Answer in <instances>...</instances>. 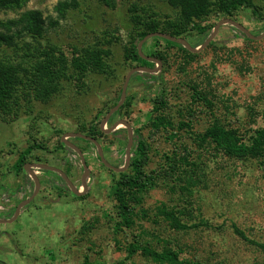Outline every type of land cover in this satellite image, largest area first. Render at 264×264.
<instances>
[{
	"label": "rangeland",
	"instance_id": "374dc122",
	"mask_svg": "<svg viewBox=\"0 0 264 264\" xmlns=\"http://www.w3.org/2000/svg\"><path fill=\"white\" fill-rule=\"evenodd\" d=\"M60 1L27 0L20 9L0 11V20L19 21L28 12L39 11L45 23L43 39L40 40L43 46L55 45L71 57L73 49L95 42H110L107 48L111 56L105 62L106 72L89 73L82 85L65 83V89L48 103L33 101L26 104L14 120L0 121V186L7 187L0 190V214L8 215L3 216L6 219L13 218L15 209L34 192L33 186L22 185V176H17L14 168L20 155L33 144L44 145L46 150L33 151L30 162L63 171L78 192L83 190L86 172L82 160L78 153L62 149L60 144L64 138L76 145L87 163V198L77 199L74 193L72 196L64 192V178L60 173H42L43 184L37 195L13 222L0 224V264H83L86 258L90 262L105 264H153L140 255L127 258L126 248L143 231L169 241L172 247L182 248L183 260L202 264H264V254L236 237L231 226L237 225L264 243V168L256 160H231L226 156L215 160L204 155L205 159H210V169L194 200L195 210L201 209L211 229L176 233L156 217L162 203L169 207L178 203V195L172 194L170 188L160 182L159 188L145 200L143 209L149 213L148 217L139 220L138 225L130 230L119 234L114 232V223L106 216L108 211L114 210L110 196L116 177L114 171L100 161L94 143L70 135L81 134L96 140L108 164L120 168L124 165L128 129L121 125L118 130L107 134L101 130V124L121 101L128 74L140 67L126 61V49L136 37L129 10L138 3L153 5V9L163 15L173 16L174 11L161 0H114V7L110 8L97 0H79L80 7L69 9L62 18L57 10ZM252 1L264 18V0ZM225 19L236 21L254 37L264 33V20L245 9L235 18L214 14L202 25L215 28ZM13 29L22 33L24 25ZM211 33L208 37H201L198 32L191 31L177 39L195 48L194 45L204 38L205 43ZM22 38V42L37 46L26 33ZM153 38L143 42L142 54L159 61L150 57L156 44ZM213 43L215 45L211 47ZM164 45L161 42V51ZM167 53L166 64L154 62L155 66L149 68L154 70L153 74L141 71L132 75L124 102L130 101L131 106L119 114L114 113L105 127L108 131L114 123L125 121L132 127L133 134L140 132L152 149L148 173L159 171L164 154L192 143L186 130L178 129L183 122L191 121L196 133H202L215 117L226 119L236 127L249 129L252 122L264 127V37L250 39L235 27L224 25L204 50L191 52L197 57L185 68L180 66V59L185 56L180 50L170 49ZM152 76H158V80ZM194 85L212 100V112L193 102L191 86ZM161 93L167 99L164 113L175 128L152 135L149 125L156 117L154 99ZM250 108H255V115L250 114ZM92 126L102 135L88 136L86 133ZM170 134L177 136L171 139ZM132 147L134 150L135 144Z\"/></svg>",
	"mask_w": 264,
	"mask_h": 264
},
{
	"label": "trees",
	"instance_id": "16d2710c",
	"mask_svg": "<svg viewBox=\"0 0 264 264\" xmlns=\"http://www.w3.org/2000/svg\"><path fill=\"white\" fill-rule=\"evenodd\" d=\"M97 1L108 8L114 7V0ZM161 1L173 9V16L157 13L153 5L141 6L135 3L130 7V23L136 37L132 36V41L126 49V61L132 65L137 64L146 68L154 66V62L145 60L138 49V43L151 34L161 33L181 38L191 31H196L201 37H208L214 26L202 24L211 16L220 14L235 18L243 9L252 11L253 15L264 20L260 9L252 0ZM26 2L27 0H0V11L20 9ZM79 7V0H61L57 10L63 18L64 13L69 9ZM21 24L24 25V32H14L13 28ZM44 25L42 13L39 11H30L19 21L0 20V121L2 122L17 118L26 104L33 101L48 103L65 89V83L82 85L89 73H104L107 70L105 62L111 56V51L107 48L110 42H105L106 44L95 42L94 45L73 49L70 57L55 45L43 46L40 43L43 39ZM23 33L31 36L37 46L22 42ZM153 40L156 44L150 57L158 59L163 64L167 63V51L170 49H178L185 55L180 59V66L184 68L188 62L197 57L177 42L160 37H154ZM204 40L205 38L195 44V48L203 45ZM161 42L165 43L162 51L159 49L162 47ZM146 45L143 47L144 52ZM214 45L213 43L211 47ZM158 76L152 78L156 81ZM191 90L195 104H202L210 112L214 110V103L207 94L195 85L191 86ZM116 105L115 103L114 106ZM130 106L131 102L128 101L119 111L122 112ZM166 107V95L161 93L154 99L153 112L156 117L150 120L149 125L152 135L175 128L173 121L164 113ZM250 110L252 112L250 114L255 115V108ZM119 111L116 114H119ZM252 123L253 126L246 129L244 126H233L226 119L215 117L202 133H196L192 130L191 121L183 122L178 125V129L186 130L192 143L183 144L176 151L164 154V163L159 171L150 173L147 168L151 161V144L137 131L138 141L130 170L125 173L114 172L116 177L110 192L114 201V210L106 213L108 219L114 223V232L119 234L130 230L138 225L139 220L148 217L149 213L143 209L145 200L152 191L159 188L160 182H164L172 194L178 195V203L171 207L162 203L157 209L156 217L161 218L176 233L211 229L212 226L203 217L201 209L195 210L194 200L196 191L203 185L207 171L210 169V159H205L204 155L208 154L215 160L225 156L231 160H256L264 168V127ZM86 134L96 137L102 135V132L92 126ZM176 136L170 134L171 139H175ZM35 150H46V147L41 144L30 145L15 164L17 172L23 171L28 157ZM75 198L84 200L87 197L84 195ZM231 226L236 237L264 254V243L258 242L237 225ZM144 237L149 238V241ZM160 244L162 246L158 247L157 245ZM126 252L128 259L140 255L153 264H202L200 261L183 260L182 248L172 247L169 241L145 231L128 245ZM83 264L105 263L90 262L86 258Z\"/></svg>",
	"mask_w": 264,
	"mask_h": 264
},
{
	"label": "water",
	"instance_id": "95a60500",
	"mask_svg": "<svg viewBox=\"0 0 264 264\" xmlns=\"http://www.w3.org/2000/svg\"><path fill=\"white\" fill-rule=\"evenodd\" d=\"M224 25H231L233 27H235L237 30H239L241 33H243L244 35H246L247 37H249L250 39H254V40H258V39H261L264 37V33L262 35H260L259 37H254L253 35L250 34V32L245 29V27H243L242 25H240L239 23H237L236 21H233L231 19H225V20H222L213 30H212V33L209 37V39L203 44L201 45L200 47H197V48H193L191 45H189L187 42L183 41V40H180V39H177V38H174V37H170V36H167L165 34H161V33H157V34H151L149 36H147L138 46V49H139V53L140 55L147 61L149 62H159L157 60H153L152 58H148V57H145L143 54H142V44L144 41L150 39V38H153V37H160V38H164V39H167V40H170V41H173V42H178V43H181L186 49H188L189 51L193 52V53H199L201 52L202 50H204L215 38V36L217 35L219 29L224 26ZM160 63V62H159ZM141 71H144V72H150V74H153L154 73V70H151L149 68H145V67H139V68H135L133 71H131L128 76H127V79H126V82H125V85L123 87V93H122V99L121 101L118 103V105L112 109L108 115L106 116L105 120L102 122L101 124V130L107 134H110L112 133L113 131H115L116 129L119 128V126L121 125H124L128 131H129V145H128V148H127V151H126V164L123 168H115L113 167L112 165L108 164L107 161L105 160L104 158V154H103V150L101 148V146L96 142V140L92 139V138H89V137H86L84 135H81V134H74V135H70V137H74V138H81V139H84V140H87V141H90L92 143L95 144L96 148L98 149V152H99V157L101 158V161L102 163L107 166L109 169L115 171L116 173H123L128 167H129V164H130V161H131V148L133 146V140H134V134H133V131H132V127L125 121H121V122H118L114 125V127H112L110 130H106L105 127L106 125L108 124V122L110 121L112 115L116 112H118L120 110V108L123 106L124 102H125V99H126V92H127V86L129 85V82H130V79L132 77V75L135 73V72H141ZM64 144L66 145H69L71 146V148H73L81 157V160H82V164H83V168L85 170V175L83 177V184H82V188L83 190H80L79 192L72 186L71 182L69 181V179L62 173V171L58 170V169H55L53 167H48V166H44V165H36L35 167L39 168V169H46V170H50V171H53V172H58L60 173L63 178L67 181V183L69 184V186L71 187L73 193L75 196L77 197H81V196H84L87 192H88V184H87V178L89 177V173H88V166L86 164V161L84 160V156L83 154L81 153V151L75 147L74 145L70 144L69 142L65 141V138H64ZM30 166L28 165L26 167L27 170H29L33 175V171L29 169ZM34 180L37 184V191L36 193L38 192L39 190V180L37 179V177H34ZM30 203V200L29 201H26L24 203H22L18 208H17V211H16V214L14 216V218L10 221V222H13L16 217L21 213V210L27 205Z\"/></svg>",
	"mask_w": 264,
	"mask_h": 264
},
{
	"label": "flooded vegetation",
	"instance_id": "af4514ba",
	"mask_svg": "<svg viewBox=\"0 0 264 264\" xmlns=\"http://www.w3.org/2000/svg\"><path fill=\"white\" fill-rule=\"evenodd\" d=\"M152 63V62H151ZM155 66V65H154ZM119 122V121H118ZM117 123V122H116ZM116 123H114V124H116ZM119 129V128H118ZM118 129H116V130H118ZM115 130V131H116ZM138 141V136L136 135V133H134V140H133V144H135V149L134 150H132V148H131V158H133L134 156H135V151H136V142ZM68 142V141H67ZM92 143V142H91ZM70 144H72V145H74L73 143H70ZM93 144V143H92ZM61 147H62V149H69V151L71 150L72 152H74V153H77L73 148H71V146H69V145H66V144H64L62 141H61ZM94 146H95V144H93ZM128 145H129V131H128V144L126 145V150L125 151H127V148H128ZM75 147H76V145H74ZM78 156H79V158L81 159V157H80V155L79 154H77ZM29 158H30V156L28 157V160H27V163L25 164V166H24V169H23V171H21V172H17L16 173V175L17 176H22V185H25V186H33L34 187V192L32 193V195H31V197L27 200V201H29V200H31V198L32 197H35L36 195H37V193L39 192V190H38V192L36 193V191H37V184H36V182H35V180H34V177H37V179L39 180V184H40V186L43 184V181H41V176H42V173L44 174V173H46V174H49L48 172H51V173H53V171H50V170H44V169H39V168H37V167H35L36 165H38V164H36V163H33V162H30L29 161ZM99 159H100V161H101V158L99 157ZM131 161H132V159H131ZM131 161H130V164H129V167L123 172V173H125V172H127L128 170H130V166H131ZM102 162V161H101ZM87 164V163H86ZM125 164H126V162L124 161V165L121 167V168H123L124 166H125ZM30 166V170H32L33 171V173H34V175L29 171V170H27L26 169V167L27 166ZM113 167H115V166H113ZM15 168V167H14ZM115 168H120V166L119 167H115ZM55 169H57V168H55ZM63 172V171H62ZM115 172V171H114ZM64 180V192H67V193H69V194H71L72 196H73V191H72V189H71V187L69 186V184L67 183V181L65 180V179H63ZM3 185V184H2ZM66 185V186H65ZM39 186V187H40ZM68 188H70V190L68 189V191H67V189ZM5 190V189H7V187H5V186H0V190ZM34 199V198H33ZM32 199V200H33ZM26 202V201H25ZM20 206V205H19ZM18 206V207H19ZM17 207V208H18ZM17 208L15 209L16 211H17ZM3 216L4 215H1L0 214V224H7V223H9L13 218L10 216L9 218L10 219H6V218H3ZM6 216H8V215H5L4 217H6ZM0 262H2V261H0ZM1 264H3V263H1ZM5 264V263H4Z\"/></svg>",
	"mask_w": 264,
	"mask_h": 264
},
{
	"label": "bare ground",
	"instance_id": "6f19581e",
	"mask_svg": "<svg viewBox=\"0 0 264 264\" xmlns=\"http://www.w3.org/2000/svg\"><path fill=\"white\" fill-rule=\"evenodd\" d=\"M121 126H119V128H120Z\"/></svg>",
	"mask_w": 264,
	"mask_h": 264
}]
</instances>
